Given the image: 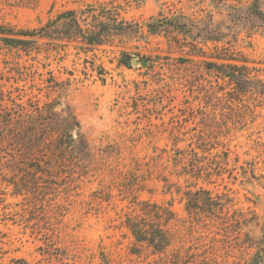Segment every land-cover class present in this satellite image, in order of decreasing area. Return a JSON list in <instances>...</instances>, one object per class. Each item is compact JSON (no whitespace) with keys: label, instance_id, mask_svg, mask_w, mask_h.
Instances as JSON below:
<instances>
[{"label":"rangeland","instance_id":"1","mask_svg":"<svg viewBox=\"0 0 264 264\" xmlns=\"http://www.w3.org/2000/svg\"><path fill=\"white\" fill-rule=\"evenodd\" d=\"M257 1L0 0V25L16 30L92 3H114L144 27L88 53L42 45L27 56L0 46V264H264ZM160 16L184 33L148 34L146 23ZM220 56L232 57L247 82L208 71ZM49 101L80 122L87 171L18 186V103ZM203 191L224 203L217 217L198 208ZM144 202L170 239L163 253L125 225L142 217Z\"/></svg>","mask_w":264,"mask_h":264},{"label":"trees","instance_id":"2","mask_svg":"<svg viewBox=\"0 0 264 264\" xmlns=\"http://www.w3.org/2000/svg\"><path fill=\"white\" fill-rule=\"evenodd\" d=\"M145 28L150 35H158L168 28L184 33L181 30L183 27L173 21L166 22L162 17L151 19ZM143 30L140 24L122 18L114 3H92L76 10L60 12L34 29L16 30L0 25V46L18 49V52L27 56L39 54L42 45L62 48L74 45L78 51L88 53L102 46L113 45L116 39L130 34L143 35ZM216 58L222 63L207 62L208 71L228 78L236 85L247 82L239 72V67L231 62L234 60L232 57ZM49 86L59 87L58 83ZM59 104L49 101L42 106L38 103L26 108L18 103V186L31 185L40 180H65L76 173L82 175L87 171L84 161L90 151L80 122L68 108L57 111ZM203 193L207 201L203 203L204 207L197 203L198 208H204L205 213L217 217L224 203L214 200L207 191ZM142 207H146L141 209L142 217L128 218L125 225L137 243L148 245L156 253H163L170 246V239L158 223L161 217L158 211L149 210V203L144 202ZM150 218L152 221H149Z\"/></svg>","mask_w":264,"mask_h":264},{"label":"water","instance_id":"3","mask_svg":"<svg viewBox=\"0 0 264 264\" xmlns=\"http://www.w3.org/2000/svg\"><path fill=\"white\" fill-rule=\"evenodd\" d=\"M133 64H137V59H133Z\"/></svg>","mask_w":264,"mask_h":264}]
</instances>
